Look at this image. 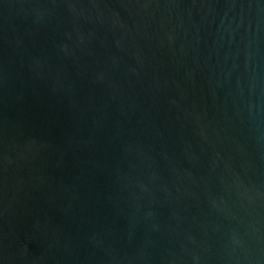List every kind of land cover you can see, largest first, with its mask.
<instances>
[{
  "label": "water",
  "instance_id": "1",
  "mask_svg": "<svg viewBox=\"0 0 264 264\" xmlns=\"http://www.w3.org/2000/svg\"><path fill=\"white\" fill-rule=\"evenodd\" d=\"M0 264H264V0H0Z\"/></svg>",
  "mask_w": 264,
  "mask_h": 264
}]
</instances>
